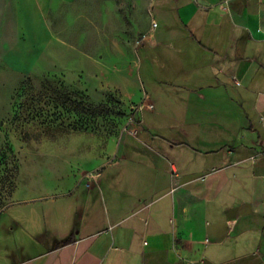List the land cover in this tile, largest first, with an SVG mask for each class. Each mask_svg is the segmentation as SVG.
Listing matches in <instances>:
<instances>
[{"label":"crops","instance_id":"crops-1","mask_svg":"<svg viewBox=\"0 0 264 264\" xmlns=\"http://www.w3.org/2000/svg\"><path fill=\"white\" fill-rule=\"evenodd\" d=\"M51 3L7 6L8 28L31 38L12 41L14 69L41 59L31 35L48 38L37 14ZM133 4L136 122L65 200L12 192L0 264H264V0Z\"/></svg>","mask_w":264,"mask_h":264},{"label":"rangeland","instance_id":"rangeland-1","mask_svg":"<svg viewBox=\"0 0 264 264\" xmlns=\"http://www.w3.org/2000/svg\"><path fill=\"white\" fill-rule=\"evenodd\" d=\"M13 1L0 0V215L16 188L19 201L40 200L44 188L46 200H65L67 186L100 172V150L110 139L118 144L137 120L127 74L143 54L138 48L135 58L141 38L133 0H52L37 14L48 38L31 35L30 54L41 59L14 69L5 60L19 38L7 24L15 21L6 10ZM26 32L19 38L25 45ZM84 198L79 188L66 200Z\"/></svg>","mask_w":264,"mask_h":264},{"label":"trees","instance_id":"trees-1","mask_svg":"<svg viewBox=\"0 0 264 264\" xmlns=\"http://www.w3.org/2000/svg\"><path fill=\"white\" fill-rule=\"evenodd\" d=\"M67 129H69V128H67ZM71 130H74L73 128H70Z\"/></svg>","mask_w":264,"mask_h":264}]
</instances>
